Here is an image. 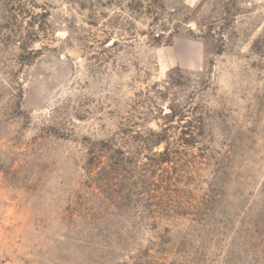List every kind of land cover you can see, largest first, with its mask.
Instances as JSON below:
<instances>
[{
  "label": "rangeland",
  "instance_id": "374dc122",
  "mask_svg": "<svg viewBox=\"0 0 264 264\" xmlns=\"http://www.w3.org/2000/svg\"><path fill=\"white\" fill-rule=\"evenodd\" d=\"M0 264H264V0H0Z\"/></svg>",
  "mask_w": 264,
  "mask_h": 264
}]
</instances>
